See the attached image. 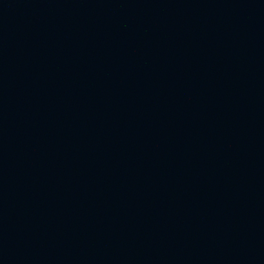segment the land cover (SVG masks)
<instances>
[{
	"label": "water",
	"instance_id": "water-1",
	"mask_svg": "<svg viewBox=\"0 0 264 264\" xmlns=\"http://www.w3.org/2000/svg\"><path fill=\"white\" fill-rule=\"evenodd\" d=\"M0 264H264V0H0Z\"/></svg>",
	"mask_w": 264,
	"mask_h": 264
}]
</instances>
